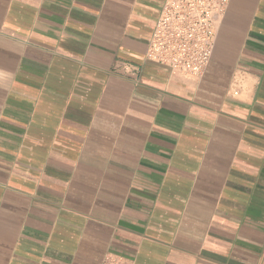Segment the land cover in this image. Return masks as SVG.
Returning a JSON list of instances; mask_svg holds the SVG:
<instances>
[{"label": "crops", "instance_id": "0c3cea01", "mask_svg": "<svg viewBox=\"0 0 264 264\" xmlns=\"http://www.w3.org/2000/svg\"><path fill=\"white\" fill-rule=\"evenodd\" d=\"M162 3L0 0V264H264V0L200 76L145 58Z\"/></svg>", "mask_w": 264, "mask_h": 264}, {"label": "built area", "instance_id": "2783aa9c", "mask_svg": "<svg viewBox=\"0 0 264 264\" xmlns=\"http://www.w3.org/2000/svg\"><path fill=\"white\" fill-rule=\"evenodd\" d=\"M228 2L163 0L145 58L166 65L174 74L200 76L213 53L216 21ZM101 264L130 263L121 255L108 253Z\"/></svg>", "mask_w": 264, "mask_h": 264}]
</instances>
